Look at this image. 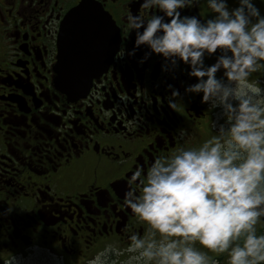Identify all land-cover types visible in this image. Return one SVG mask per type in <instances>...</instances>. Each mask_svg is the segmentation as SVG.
Here are the masks:
<instances>
[{
  "label": "flooded vegetation",
  "instance_id": "af4514ba",
  "mask_svg": "<svg viewBox=\"0 0 264 264\" xmlns=\"http://www.w3.org/2000/svg\"><path fill=\"white\" fill-rule=\"evenodd\" d=\"M81 1L0 0L6 40L0 61V264L34 254L88 264L106 244L125 250L128 236L145 235L148 227L124 203L129 178L137 167L146 174L155 158L195 144L197 131L209 118L213 123L215 110L200 95L184 93L195 78L183 63L170 73L162 71L161 56L140 63L146 47L127 55L135 41L128 13L150 17L155 11L142 10L140 0H91L112 15L118 48L86 96L58 90L60 25ZM181 14L202 20L213 15L205 0ZM256 75L251 79L264 82ZM169 85L181 94L175 109L167 99ZM88 167L92 175L82 174Z\"/></svg>",
  "mask_w": 264,
  "mask_h": 264
},
{
  "label": "clouds",
  "instance_id": "9594fccd",
  "mask_svg": "<svg viewBox=\"0 0 264 264\" xmlns=\"http://www.w3.org/2000/svg\"><path fill=\"white\" fill-rule=\"evenodd\" d=\"M200 2L140 0L142 10L155 11L128 13L135 41L127 55L146 47L140 63L155 54L170 73L183 63L195 78L184 93L219 109L223 123L199 146L155 158L146 174L137 167L124 203L147 224L145 235L130 234L123 251L106 244L88 264H219L220 256L226 264H264V232L257 230L264 218V87L251 79L264 70V12L256 0H205L210 18L181 14ZM169 88L175 109L181 94Z\"/></svg>",
  "mask_w": 264,
  "mask_h": 264
},
{
  "label": "water",
  "instance_id": "95a60500",
  "mask_svg": "<svg viewBox=\"0 0 264 264\" xmlns=\"http://www.w3.org/2000/svg\"><path fill=\"white\" fill-rule=\"evenodd\" d=\"M61 26L56 87L68 95L85 96L93 77L106 65L96 63L99 40L111 42L112 47L106 50L108 55L115 50L118 36L115 24L99 4L84 1L67 14Z\"/></svg>",
  "mask_w": 264,
  "mask_h": 264
},
{
  "label": "rangeland",
  "instance_id": "374dc122",
  "mask_svg": "<svg viewBox=\"0 0 264 264\" xmlns=\"http://www.w3.org/2000/svg\"><path fill=\"white\" fill-rule=\"evenodd\" d=\"M256 4L261 9V11L264 12V3H261L260 0H256ZM5 42H6V40H4L2 38V36L0 35V61L3 60L2 56L4 54ZM263 73H264V70H261L260 74L258 76L259 77L261 75L264 76ZM254 75H256V73H254ZM258 76L256 75L255 77L254 76L253 77L256 78ZM254 81H257V80H254ZM258 85L261 86V87H264V82H261V83L258 82ZM0 109H3L2 105H0ZM217 110L218 109L215 110V116H213V119H212L213 123L210 124V118H209V120L204 125L205 129L197 131V133H198V136H197L198 137V141H196L195 144L190 145V147L199 146L200 144H202L204 142V140L209 139L212 135H215L216 129L215 128L213 129L214 123L217 124V125L219 123H223V120L220 117V110L219 111H217ZM4 174H6V173H4ZM82 174H85L87 176L92 175V169L89 168V167L88 168H84V170L82 171ZM10 176H11L10 174L7 175L8 178ZM7 177L3 176L1 178H3L5 180V179H7ZM71 181H72V179H68L67 183H70ZM66 209L67 208L64 207V209L62 210V213L66 212L65 211ZM68 212H73V210H71V211L68 210ZM258 226L262 227L264 229V218H261V220L257 224V227ZM33 250H34V252L35 251H40V252L43 253V251H41V249H39V248H36V249L34 248ZM36 255L37 254H34L33 256H30V257H25V256L24 257H21V256L18 257L19 264H61L60 260L57 257L56 258L52 257L51 259H48L47 256H46V258L44 260L41 257H38ZM209 255H213V254L209 253ZM126 256H127V253H125L124 256L121 257V259H124ZM68 260H69V264H87L85 262L86 259H83L84 261H80V260L75 261L73 259H68ZM217 260H218L219 264H226V259L223 256L217 257Z\"/></svg>",
  "mask_w": 264,
  "mask_h": 264
},
{
  "label": "bare ground",
  "instance_id": "6f19581e",
  "mask_svg": "<svg viewBox=\"0 0 264 264\" xmlns=\"http://www.w3.org/2000/svg\"><path fill=\"white\" fill-rule=\"evenodd\" d=\"M97 46H99V54H98L99 59L97 60L98 57L96 56L97 57L96 63L98 64V66L104 65L109 58V55H108L109 51L106 52V50H107V48L110 50V48L112 47L111 42L109 44H107L103 40H99V43Z\"/></svg>",
  "mask_w": 264,
  "mask_h": 264
},
{
  "label": "trees",
  "instance_id": "16d2710c",
  "mask_svg": "<svg viewBox=\"0 0 264 264\" xmlns=\"http://www.w3.org/2000/svg\"><path fill=\"white\" fill-rule=\"evenodd\" d=\"M257 230H258V232H264V229H263V228H261V227H260V228H258Z\"/></svg>",
  "mask_w": 264,
  "mask_h": 264
}]
</instances>
